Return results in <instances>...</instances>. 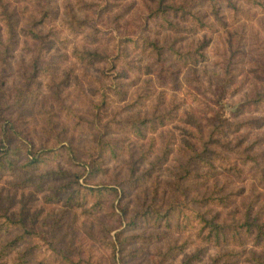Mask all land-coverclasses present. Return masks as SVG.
Here are the masks:
<instances>
[{
  "label": "rangeland",
  "instance_id": "obj_1",
  "mask_svg": "<svg viewBox=\"0 0 264 264\" xmlns=\"http://www.w3.org/2000/svg\"><path fill=\"white\" fill-rule=\"evenodd\" d=\"M232 1L234 6L228 0H205L192 7L204 14L201 19L206 23L200 25L187 13L177 11L167 18L170 22L150 18L147 14L154 8V0H0V140L11 148L24 143L21 134L35 149L70 144L79 163L82 156L98 149L100 138L110 139L120 153L109 159L104 172L90 179L80 174L82 164H72L65 154L26 168L22 164L27 155L18 151L13 166H0V207L19 215L24 222L0 234V247L23 228L38 232L16 241L3 264H177L175 214L168 225L156 216L168 206L169 194L164 192L180 150L177 133L181 130H177V124L181 122L177 121L174 105L177 100L185 102L186 107L193 106L195 117L214 113L213 119L222 115L233 120V110L240 106L242 111L235 118L253 117L255 125L243 121L236 131L212 135L218 144L224 141L233 150H248L249 154L264 150V97L255 101L256 92L264 91V0ZM212 2L220 6L217 16L211 11ZM47 3L56 9L44 11ZM7 11H12L8 17ZM63 18L84 19L86 24L72 33L66 23L62 25ZM9 19L15 32L12 36L7 28ZM32 22L51 37L48 57L46 51L39 54L40 65L49 67L39 69L32 78L34 95L15 106L12 102L30 75L34 51L42 43L26 31ZM142 22L146 25L143 34L165 47L173 75L161 70L152 51L141 52L133 44L128 46V59L134 66L145 65L146 70L132 69L131 76L125 78L116 75L121 63L118 50L123 46L120 39L137 37ZM52 26L60 36L67 37L59 47L49 31ZM92 35L93 42L89 39ZM73 43L77 47L96 44L108 57L81 63L70 52ZM199 45L204 56L194 54L191 61H177L169 52L170 46L187 51ZM224 70L229 79L228 93L221 97L218 107L209 101L208 94L221 88ZM117 76L127 84L121 97L112 87ZM193 95L207 105L197 106ZM174 97L176 101L171 103ZM171 109L163 125L151 128L153 116ZM135 120L144 122L140 127H150L144 129L145 137L136 132ZM10 124L14 128L8 127ZM171 133L173 140L164 169H153L138 178L147 162L157 159ZM182 135L189 136L184 130ZM150 136L154 137L153 144ZM140 150H145V158ZM262 154L264 158V151ZM132 166L135 171L130 173ZM75 173L80 176L79 183H75ZM124 177L126 181L132 177L136 183L132 186L125 182L124 189L118 184ZM97 181L116 184L117 191L102 194L100 201L95 194L84 197V184ZM125 201L130 214L136 210L146 213V218L134 227H127L125 217H121L120 204Z\"/></svg>",
  "mask_w": 264,
  "mask_h": 264
},
{
  "label": "trees",
  "instance_id": "obj_2",
  "mask_svg": "<svg viewBox=\"0 0 264 264\" xmlns=\"http://www.w3.org/2000/svg\"><path fill=\"white\" fill-rule=\"evenodd\" d=\"M154 1V8L147 14L150 15V18H154L155 20L162 18L170 22L171 20L167 18L177 11L180 14L187 13L190 20H194L200 25L206 23L201 19V16H204L203 13L191 10L192 7L205 0H180L177 3H167L166 0ZM250 1L259 3V0ZM228 2L234 6L233 1L228 0ZM209 4L212 5L211 11L217 16V10L220 6L214 2ZM51 8H54V6L47 3L43 9L44 11H49ZM11 12L7 11V17L12 14ZM65 23L67 24V29L74 33L78 28L81 29L86 24V20L63 18L62 25L64 26ZM145 26L144 22L140 24L142 32L137 37L123 36L120 39V43L123 46L119 48L117 57L120 58L121 63L116 68V75L118 74L120 78L130 75L129 71L132 69H137V72L139 71L138 69L142 68L143 71L146 70L145 65L134 66V63H131V60L128 59V46L132 44L136 49L141 50V52L146 51V49L152 51L161 70L166 69L170 74H174V70L165 58L167 55L164 51L165 47L158 45L156 40L149 38V35L143 34ZM7 28L10 31V35H14L15 32L13 31L10 19ZM177 29H179L178 24ZM26 31L34 39H42V43L34 51L35 58L30 75L27 76L23 85L18 89V97L12 102L15 106L21 105L25 97L34 95L30 87L32 78L38 75L39 69L49 67V64L41 66L39 63L41 50L46 51V57H48V43L50 44L51 40V37L47 36L49 33H42L41 26L36 22L30 23ZM49 31L55 39L54 41L58 42V47L61 46V43L63 44V39L66 40L67 38L64 35L60 36L59 30L55 26H52ZM89 39L93 42L95 40L94 35ZM8 47L7 45L6 48L8 49ZM169 49L171 50L169 52L173 54L177 61H189L193 59L194 54L204 56L200 45L195 49L187 51L181 50L178 46L177 49H174L173 46H170ZM70 52L76 60L82 61L81 63L107 59L108 57L105 51L100 52L98 50L96 44L92 47L85 46V44L77 47L76 43H73ZM63 54L66 55L67 52H63ZM226 77L227 74L224 70L223 85L217 91L209 92L208 94L209 101L218 104V107L221 106V102L219 101L221 97L225 93H228L227 85L229 79L227 80ZM126 85L117 76L112 87L121 97L125 93ZM262 87H264V84ZM161 93L162 91L158 92L157 98L161 96ZM256 94L257 99L255 101H262L264 91H257ZM195 96L193 95V102L197 106L206 104V101H202ZM173 101H176L175 97L171 103ZM174 105H177V121L181 122L177 124V130H181L179 135L177 133V148L180 149L177 150V166L174 167V170H168L172 174V178L168 181V184L166 183L167 191L164 192V194H169L168 206L162 212H156L157 209L154 211L157 213L158 219H161L167 225L173 218L172 214H175L177 264H264V251L261 250V247L264 249V158L263 154L261 155V152L264 150H256L252 154H249L248 150H233L224 141L218 144L219 141L215 140L213 136L214 133L220 135L236 131L240 129L243 121L247 125H255L253 117L236 119L235 117L242 111V109L240 110V106L233 110V120H230L222 115H218L217 118L213 119L214 113L211 116L201 114L200 117H195L193 106L186 107L185 102L182 103L179 100ZM171 111L172 109L153 116V121L149 123V125L153 124L151 128H154L158 123L163 125L164 121L168 119L166 113ZM135 123L136 132L141 138L145 137L146 132L144 129L150 127L146 124L140 127L139 124H144V122H139V120H135ZM8 127L14 128L12 124ZM182 130L185 133L187 132L189 136H183ZM172 136L173 133L163 143V150H160L157 159L147 162L148 164L142 169V174L138 178L142 179L143 174L146 175L148 172H152L153 169H164L162 165L168 156L170 141L173 140ZM208 136L210 137L207 138ZM21 139L24 143L12 148L2 139L0 140V166H13L14 158L18 151H23L27 155V161L22 164L26 168L37 164L45 158H56L65 154L72 164H82V173L80 174L85 179L87 177V179H90L89 177H97L100 173L104 172L109 159L120 154L116 150V145L111 143L110 139L102 141L100 138L98 149L89 151L86 156H82L84 157L81 159L82 163H79L78 155L70 144L49 147L38 146L35 149L22 134ZM149 140L153 144L154 137L150 136ZM144 151L140 150L143 158L146 157ZM58 171V173L63 175L66 173L63 170ZM133 171H135V166L130 168V173ZM74 176L75 183H79V174L75 173ZM125 179V177L122 178L118 184L122 185L125 182H129L133 186L136 183V180L132 177L127 178L128 181ZM117 187L116 184H111L110 182L97 181L91 185L85 183L81 193L84 197L95 194L100 201L102 194L117 191ZM74 188L78 189L77 186ZM124 189L122 191L126 193ZM68 196L70 199L72 192H69ZM120 201L121 199H119V203ZM126 203L125 201L123 204H120L121 217H125L127 227H134L139 224V221L146 218V213L136 210L130 214ZM18 224L20 226L24 225L19 215L8 212L5 207H0V234L10 231L11 228H15ZM26 235L36 236L38 232L31 228H23V231L5 240L0 247V264L4 263V257L15 246V242L23 239ZM114 247H116L115 244H113V251L116 252L117 248ZM233 256H238V258L232 259Z\"/></svg>",
  "mask_w": 264,
  "mask_h": 264
}]
</instances>
